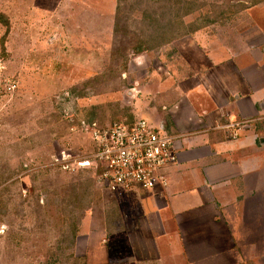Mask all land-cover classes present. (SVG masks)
<instances>
[{"label":"rangeland","instance_id":"374dc122","mask_svg":"<svg viewBox=\"0 0 264 264\" xmlns=\"http://www.w3.org/2000/svg\"><path fill=\"white\" fill-rule=\"evenodd\" d=\"M159 27L165 42L151 39ZM190 38L257 56L264 0H0V264H93L92 233L108 248L118 229L140 239L95 169L74 162L92 149L85 125L151 106L168 62L200 74Z\"/></svg>","mask_w":264,"mask_h":264},{"label":"crops","instance_id":"0c3cea01","mask_svg":"<svg viewBox=\"0 0 264 264\" xmlns=\"http://www.w3.org/2000/svg\"><path fill=\"white\" fill-rule=\"evenodd\" d=\"M208 41L190 42L200 74L176 58L147 85L151 106L135 102L136 119L175 139L177 162L164 188L110 192L142 235L118 229L108 248L92 233L93 264H264V49Z\"/></svg>","mask_w":264,"mask_h":264},{"label":"built area","instance_id":"2783aa9c","mask_svg":"<svg viewBox=\"0 0 264 264\" xmlns=\"http://www.w3.org/2000/svg\"><path fill=\"white\" fill-rule=\"evenodd\" d=\"M85 130L91 134L89 156L75 161L63 153V163L72 165L75 161L77 167H93L99 185L110 192H150L166 186V170L177 162V154L175 139L165 133L163 126L135 118L106 125L92 122L85 125Z\"/></svg>","mask_w":264,"mask_h":264},{"label":"trees","instance_id":"16d2710c","mask_svg":"<svg viewBox=\"0 0 264 264\" xmlns=\"http://www.w3.org/2000/svg\"><path fill=\"white\" fill-rule=\"evenodd\" d=\"M146 17L147 18H149V15H146ZM152 21H155L154 19L152 20ZM115 26H116V24H115ZM168 29H171V28H169V27H159V28H157L156 30H155V32L152 34V36H151V39L152 40H154V39H159V41H163V42H165V38L166 37H168V35H170L172 32V29H171V31L170 30H168ZM148 48H146V47H144V48H142V49H140V48H137V49H135V53H140V52H143V51H146ZM128 121H132V120H129V119H127Z\"/></svg>","mask_w":264,"mask_h":264}]
</instances>
